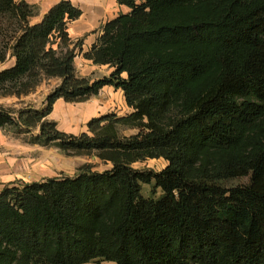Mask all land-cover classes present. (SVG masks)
Returning a JSON list of instances; mask_svg holds the SVG:
<instances>
[{"label":"trees","instance_id":"1","mask_svg":"<svg viewBox=\"0 0 264 264\" xmlns=\"http://www.w3.org/2000/svg\"><path fill=\"white\" fill-rule=\"evenodd\" d=\"M129 11L100 27L83 52L107 75L75 67L82 11L60 0L40 21L35 5L0 0L5 17L0 96L58 84L41 107L0 106V128L66 156L111 168L0 187V264H264V0H116ZM7 33H10L7 35ZM106 86L130 112L88 120L80 134L48 119L57 100L81 103ZM137 152L160 171L131 165ZM230 188L215 181L247 176ZM142 184L160 189L144 197Z\"/></svg>","mask_w":264,"mask_h":264},{"label":"rangeland","instance_id":"2","mask_svg":"<svg viewBox=\"0 0 264 264\" xmlns=\"http://www.w3.org/2000/svg\"><path fill=\"white\" fill-rule=\"evenodd\" d=\"M16 2L20 0H15ZM26 1V0H25ZM33 1V0H31ZM56 0H41L46 7ZM33 4L30 1H26ZM35 5L36 13L40 7ZM120 14V13H119ZM34 18H31L30 22ZM5 17H0V46L3 44ZM84 34L82 51H76L75 67L80 76L95 79L107 75L110 72L107 66L93 65L83 57V52L88 49V36ZM10 33H7L9 35ZM98 37V36H97ZM96 37V39H97ZM74 39V38H73ZM78 38H75L76 40ZM95 39V40H96ZM87 46V47H86ZM13 64L12 58L7 57L4 62H0V70ZM57 78L43 80L36 89L28 95L0 96V106L4 108L19 109L28 104L41 107L45 102V96L58 84ZM115 112L119 116H124L130 112L126 106L121 91H103L96 97L85 102L67 103L64 100L57 101L48 119L57 123L59 130L72 134H80L87 131V122L93 117L105 113ZM29 133L19 132L11 126L0 128V187L10 182H34L46 178L74 177L82 171L83 167L89 168L93 172H102L110 169L111 164L99 159L97 156H66L55 146H39L29 142ZM167 165L164 158H152L146 153L137 152L132 167L138 170L160 171ZM5 174V177L3 176ZM8 176V177H7ZM253 172L247 176L233 177L228 180L212 182V184L223 188H230L239 185H248L252 180ZM11 180V181H9ZM142 195L144 197L158 198L161 195L160 189L153 191V184H142ZM87 264H115L109 261H94Z\"/></svg>","mask_w":264,"mask_h":264},{"label":"crops","instance_id":"3","mask_svg":"<svg viewBox=\"0 0 264 264\" xmlns=\"http://www.w3.org/2000/svg\"><path fill=\"white\" fill-rule=\"evenodd\" d=\"M26 1H30L33 4H37L40 7L38 13H36V15L33 17L34 18L33 21L30 22L33 24L40 21L43 14L60 0L54 1L52 4L46 7L43 5L42 2H40L41 0H33V1L26 0ZM71 1L75 6H77L82 11V14L77 20L72 21L69 24L70 36L75 39L82 37L84 34H90L92 32L97 31L96 34L93 33L91 36L90 35L88 36V38L90 39L88 41L89 43L88 46H90L95 41L96 37L100 35V27L103 23L115 18L119 13H127L129 11V9L126 6L119 5L116 0H71ZM13 61L14 60L12 59V62ZM103 91H118V90L106 86L100 92ZM3 176L5 177V174H3Z\"/></svg>","mask_w":264,"mask_h":264}]
</instances>
